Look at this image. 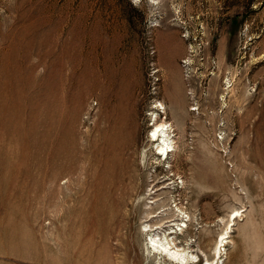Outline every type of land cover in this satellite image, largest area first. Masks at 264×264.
<instances>
[{
	"label": "rangeland",
	"instance_id": "rangeland-1",
	"mask_svg": "<svg viewBox=\"0 0 264 264\" xmlns=\"http://www.w3.org/2000/svg\"><path fill=\"white\" fill-rule=\"evenodd\" d=\"M152 238L264 264V0H0V264Z\"/></svg>",
	"mask_w": 264,
	"mask_h": 264
},
{
	"label": "bare ground",
	"instance_id": "bare-ground-1",
	"mask_svg": "<svg viewBox=\"0 0 264 264\" xmlns=\"http://www.w3.org/2000/svg\"><path fill=\"white\" fill-rule=\"evenodd\" d=\"M161 107H163L164 108V106L163 105H161ZM179 109V108H178ZM192 110H194V109H192ZM177 115L178 116H184V112H183V110L180 112V111H178L177 112ZM162 129H165V128H162L161 127V130ZM163 131V130H162ZM163 133H164V131H163ZM166 135V132L163 134V136H165ZM166 137V136H165ZM170 143H172V142H170ZM166 146H165V148L164 149H162V153H164V154H166L167 152V150L168 149H171V147H172V145L171 144H169V143H167V144H165ZM133 192V191H132ZM151 211V210H150ZM149 211V212H150ZM148 212V211H147ZM152 216V215H151ZM237 216V215H236ZM236 216H235V218H236ZM153 217V216H152ZM153 229V228H152ZM166 237V236H165ZM165 237H164V240H165ZM168 238H166V241H159L158 243H157V241L154 239V238H152V242H153V245H154V251L155 252H157L158 254H165V256L172 262V263H174V264H188L189 262H188V259H187V257H186V254H185V252L184 251H181V250H179L177 247H176V245L175 244H172L171 242H169L168 240H167ZM225 239H227V237L226 236H223V238H222V241H221V243H222V245H223V243H225ZM165 242V243H164ZM160 247V248H158V246ZM220 254L221 253H217L216 255L218 256V259H220ZM217 258V257H216Z\"/></svg>",
	"mask_w": 264,
	"mask_h": 264
}]
</instances>
